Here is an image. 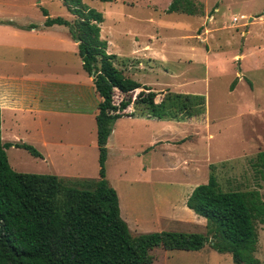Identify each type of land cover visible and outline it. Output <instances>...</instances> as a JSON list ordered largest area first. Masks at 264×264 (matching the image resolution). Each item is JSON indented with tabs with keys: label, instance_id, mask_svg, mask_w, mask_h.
<instances>
[{
	"label": "rangeland",
	"instance_id": "374dc122",
	"mask_svg": "<svg viewBox=\"0 0 264 264\" xmlns=\"http://www.w3.org/2000/svg\"><path fill=\"white\" fill-rule=\"evenodd\" d=\"M81 1L102 13L100 38L106 41L107 52L115 53L116 67L154 90L156 102L167 93L204 97V113L198 117L191 120L185 119L188 116L180 117L179 113L185 112L182 101H171V106L169 100L167 109L176 113V119L184 118V121L122 119L116 133L121 135L112 136L107 142L108 180L120 194L121 217L130 232L137 235L165 230L205 234L206 219L197 214L186 215L185 209H180V222L170 218L156 219L154 224L151 221L159 211L168 210L167 200L172 193H188L190 186L206 183L210 174L216 177L223 191L257 190L264 202V168L255 163L258 152L264 150V0H183L181 8L192 7L193 15H187L182 9L167 12L173 0ZM41 8L52 17L76 19L61 0H0V55L31 56L30 50L21 49L23 43L56 47L52 48L53 52L35 49L33 54L34 57L53 54L57 61L51 66L60 70L52 72L62 76L78 65V58L72 56V51H77L76 46L47 40L57 32H42L37 26L33 27L34 33L29 29L27 33L20 31L23 30L21 25L27 22L36 25L45 21ZM234 16L236 22H233ZM68 33L70 35L69 30ZM68 38L74 42L71 35ZM63 58L69 61H61ZM7 68L14 70L12 72L21 70L16 63L0 62V71ZM33 69L35 66L31 67ZM79 71L81 73L82 68ZM139 91L136 89L129 94L132 100ZM122 97L116 92L115 101ZM92 99V94L85 90L82 102L77 101L78 106L83 103L80 108L91 112L92 104L95 105ZM193 107L190 102L187 110ZM140 111H143L141 106L132 104L125 110L126 113ZM69 128L78 130L76 140L81 142L78 146H70L71 139L62 137L61 131H54V135H62L59 136L61 144H58L59 139L53 141L57 145L56 155L42 160L41 156H33L23 148L9 146L5 148L9 165L25 173L59 177L83 173L97 178L94 119L73 123ZM73 136L72 142L76 141L75 134ZM155 138L173 140L157 151L168 154L166 166L183 158L188 165L175 171L140 174L146 160L140 155L139 143H150ZM123 140L128 142L122 147ZM58 150L63 155L59 156ZM64 179L77 185L86 178ZM256 229L258 243L254 256L259 264H264V224L257 223ZM152 254L151 264H233L230 253H219L209 243L199 251L157 247Z\"/></svg>",
	"mask_w": 264,
	"mask_h": 264
},
{
	"label": "trees",
	"instance_id": "16d2710c",
	"mask_svg": "<svg viewBox=\"0 0 264 264\" xmlns=\"http://www.w3.org/2000/svg\"><path fill=\"white\" fill-rule=\"evenodd\" d=\"M61 1L75 15L74 21L51 17L44 8L41 11L46 16L45 26L68 28L84 71L94 74L95 92L100 97L95 115L98 176L76 185L54 174L13 170L5 148L13 145L33 156L41 154L29 144L3 143L0 139V264H151L152 250L157 247L199 251L207 243L219 253H230L233 264H259L254 256L256 224H264V202L259 192L223 191L213 174L206 183L196 185L186 200L188 208L206 219L205 234L130 232L120 214L117 192L106 178V144L115 120L128 115L125 110L131 104L152 116L176 118V113L166 107L169 100L182 101L185 112L179 113L180 117L198 115L204 111V97L167 93L156 102L154 90L115 66V54L107 52V43L100 38L102 13L81 0ZM182 3L173 0L167 12L182 9L189 15L195 13L188 5L181 8ZM138 88L132 100L129 94ZM116 92L124 96L118 102ZM190 102L194 107L187 110ZM255 163L264 168V150L258 152Z\"/></svg>",
	"mask_w": 264,
	"mask_h": 264
},
{
	"label": "crops",
	"instance_id": "0c3cea01",
	"mask_svg": "<svg viewBox=\"0 0 264 264\" xmlns=\"http://www.w3.org/2000/svg\"><path fill=\"white\" fill-rule=\"evenodd\" d=\"M216 10L218 11V8H216ZM43 19L45 20L46 16H43ZM68 20H70V18ZM33 24V22H27L21 25L23 30L20 31L27 33L26 30L29 29L30 33L36 32V29L30 26ZM29 26L30 28H28ZM36 26V28L41 29L42 32H57L54 35L55 37H47V40L53 39V42L56 44H64L68 47L76 46L77 48V43L75 41L71 43L69 40L68 36L70 35L66 26L59 24L45 26L44 21L36 24ZM16 31H13L12 33L14 36L17 35H15ZM62 47L63 46H61V48ZM52 48L56 47H47L46 45L28 46L23 43L21 45V49L30 50L31 56H18L15 54H11L10 56L6 54L3 56L0 55V62L4 61L7 64L16 63L21 67L20 72H12L14 70L11 71L9 68H7V70L0 71V139L3 143L21 141L20 143L34 146L36 149H40L38 151L41 154L42 160H47L57 154V150H54L57 145L56 143H53V141H56V139H59V136L62 135H54V131H61L64 134L62 137L71 139V142H69L70 146H78L79 141L76 140L78 139V130H72L69 126L76 122H84L86 119H88L89 122L90 119H94L95 121V115L98 111L97 104L100 101V97L95 92L93 78L87 72L83 73L84 69L82 67L81 58L78 55V48L77 51L74 49V51H72V56L78 58V65L73 66L70 72L63 74L62 76L59 74H53L52 72L53 69L60 70V68H54L51 66L54 61H57L54 59L53 54H46L44 56L36 55L34 57L33 50H49L50 52H53L54 50H52ZM57 48L59 47L57 46ZM61 61L67 62L69 61V58H63ZM114 64L117 66L115 62ZM32 66H35V69L31 70ZM80 68H82L81 73L79 71ZM85 90H88L89 94H92V100L93 103H95V107L92 104L93 110L91 112H84L82 108H80L84 106L83 103H80V106H78L77 101L81 100L82 102ZM203 113L204 112L198 115L188 116L185 119L191 120ZM134 118L144 122L147 118L184 121V118H159L150 115L144 110L139 113L130 112L128 115L115 120L107 142L112 136L121 135L116 134L119 132L118 128L121 124V122H119L120 120H130ZM202 120L204 122L206 121L204 118ZM161 123L165 124L166 122L162 121ZM73 134L76 136L74 139L76 141L74 142H72L74 137ZM191 137H193V134H191ZM180 140L183 141V139ZM59 141L58 144H61V139H59ZM172 141L173 140L170 139L159 140V138H155L152 139L150 143H139L142 146L139 151L140 155L144 160H146V163L141 167L142 173L140 174H146L147 171H175L177 168L180 169L184 165H188V161L183 158L179 162L174 161L173 164L169 163L168 166H166L165 159H168V154H164V152L158 154L157 151L163 147L164 143L169 145L172 144ZM127 142L128 140H123L121 143L122 145L120 146L123 147L126 145L124 143ZM94 143L96 144V135L95 140H93V145ZM10 147L14 149L21 148L15 146ZM58 154L59 156L63 155L60 150H58ZM107 160L108 150L106 161ZM64 176L66 177L63 178H89L84 176L83 173L75 175L67 174ZM106 178L109 179L107 171ZM108 181L112 186L110 180ZM194 187L190 186L188 193H183L182 195L176 192L172 193L170 199L167 200L168 210L159 211L157 216L153 219V221H151L152 224H154L156 219L159 218H170V220H173L174 222H180V209H185L186 215L195 216L193 215L195 214L193 213V210L188 208L186 205V200ZM116 192L118 195L119 208L122 211L120 194L117 189Z\"/></svg>",
	"mask_w": 264,
	"mask_h": 264
},
{
	"label": "built area",
	"instance_id": "2783aa9c",
	"mask_svg": "<svg viewBox=\"0 0 264 264\" xmlns=\"http://www.w3.org/2000/svg\"><path fill=\"white\" fill-rule=\"evenodd\" d=\"M236 21H237V18H236V17H234V18H233V22H236Z\"/></svg>",
	"mask_w": 264,
	"mask_h": 264
},
{
	"label": "water",
	"instance_id": "95a60500",
	"mask_svg": "<svg viewBox=\"0 0 264 264\" xmlns=\"http://www.w3.org/2000/svg\"><path fill=\"white\" fill-rule=\"evenodd\" d=\"M90 76L93 78L94 77V74L92 73Z\"/></svg>",
	"mask_w": 264,
	"mask_h": 264
}]
</instances>
